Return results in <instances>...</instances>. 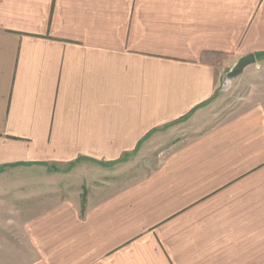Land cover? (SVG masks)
Masks as SVG:
<instances>
[{"label": "crops", "instance_id": "1", "mask_svg": "<svg viewBox=\"0 0 264 264\" xmlns=\"http://www.w3.org/2000/svg\"><path fill=\"white\" fill-rule=\"evenodd\" d=\"M249 53L264 0H0V264H264V84L174 137Z\"/></svg>", "mask_w": 264, "mask_h": 264}, {"label": "rangeland", "instance_id": "2", "mask_svg": "<svg viewBox=\"0 0 264 264\" xmlns=\"http://www.w3.org/2000/svg\"><path fill=\"white\" fill-rule=\"evenodd\" d=\"M221 65V77L219 80L217 94L215 96L214 103L211 109V115L207 113L202 120L195 119L193 116L182 119L181 121H179V123H177V126L179 127L176 128L177 133L174 135L175 138L179 139L188 134L197 132L196 130H198L202 126L208 125L209 120L214 121L217 118L230 112L232 109L237 107L246 96L257 90L261 85L264 84L263 57L260 58L259 61L257 60L255 63L248 65L242 73L235 77L230 76V71L234 67L233 65L229 64L225 60L222 62ZM209 117L211 119H209ZM156 148L160 149L159 147ZM157 149L156 152L154 151L152 155L144 154L142 156H137L136 154H134L133 156H131V160L134 162V164L132 165V171L134 172V175L136 174V171H134L135 169L144 166L145 170H149L148 165H151L150 163L154 165L158 161ZM117 176L118 175H114L113 173H111L105 176V179L113 181H122L123 179H127L130 175H128V173H124L119 177ZM40 182L43 183V181ZM64 182L65 181H63L62 183ZM100 182L101 181L96 180L95 182L88 184V187H86V185L74 186V184L77 182L72 179L69 182L71 184L70 191L72 192L81 190L83 196H85L86 193L92 190V188L95 185H98ZM62 187L65 188V184L62 185Z\"/></svg>", "mask_w": 264, "mask_h": 264}, {"label": "water", "instance_id": "3", "mask_svg": "<svg viewBox=\"0 0 264 264\" xmlns=\"http://www.w3.org/2000/svg\"><path fill=\"white\" fill-rule=\"evenodd\" d=\"M256 55L254 53H249L241 58H239L238 62L234 65L232 70L230 71V76L235 77L242 73L244 69L250 65L256 62Z\"/></svg>", "mask_w": 264, "mask_h": 264}]
</instances>
